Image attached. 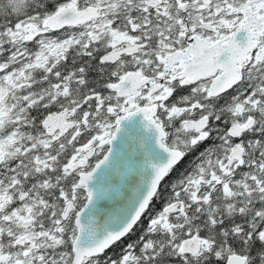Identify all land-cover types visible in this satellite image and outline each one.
I'll use <instances>...</instances> for the list:
<instances>
[{
    "label": "snow or ice",
    "instance_id": "6c2138e0",
    "mask_svg": "<svg viewBox=\"0 0 264 264\" xmlns=\"http://www.w3.org/2000/svg\"><path fill=\"white\" fill-rule=\"evenodd\" d=\"M0 264H264V0H0Z\"/></svg>",
    "mask_w": 264,
    "mask_h": 264
}]
</instances>
